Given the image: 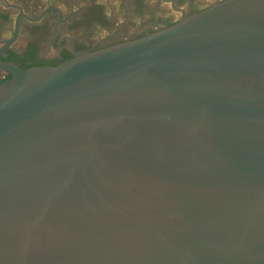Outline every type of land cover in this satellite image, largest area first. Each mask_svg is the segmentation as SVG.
<instances>
[{
	"label": "water",
	"instance_id": "1",
	"mask_svg": "<svg viewBox=\"0 0 264 264\" xmlns=\"http://www.w3.org/2000/svg\"><path fill=\"white\" fill-rule=\"evenodd\" d=\"M7 69L0 264H264V0Z\"/></svg>",
	"mask_w": 264,
	"mask_h": 264
},
{
	"label": "flooded vegetation",
	"instance_id": "2",
	"mask_svg": "<svg viewBox=\"0 0 264 264\" xmlns=\"http://www.w3.org/2000/svg\"><path fill=\"white\" fill-rule=\"evenodd\" d=\"M223 0H0V84L7 69L57 66L138 39Z\"/></svg>",
	"mask_w": 264,
	"mask_h": 264
}]
</instances>
